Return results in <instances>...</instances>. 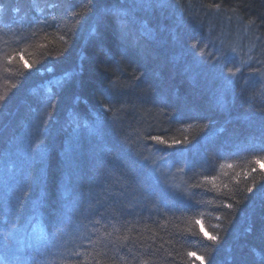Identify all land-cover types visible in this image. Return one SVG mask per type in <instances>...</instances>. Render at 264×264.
Wrapping results in <instances>:
<instances>
[{"label": "trees", "instance_id": "obj_1", "mask_svg": "<svg viewBox=\"0 0 264 264\" xmlns=\"http://www.w3.org/2000/svg\"><path fill=\"white\" fill-rule=\"evenodd\" d=\"M197 257L264 264V0H0V264Z\"/></svg>", "mask_w": 264, "mask_h": 264}, {"label": "snow or ice", "instance_id": "obj_2", "mask_svg": "<svg viewBox=\"0 0 264 264\" xmlns=\"http://www.w3.org/2000/svg\"><path fill=\"white\" fill-rule=\"evenodd\" d=\"M26 67H28V65L26 64ZM153 139L154 140H160V137H153ZM252 188H249L248 189V191L249 192H252ZM197 223H199V221L197 222ZM205 234V236L208 238V239H210V240H212V241H216L217 240V237L216 236H214V235H209L208 233H204ZM189 255L190 256H193V255H195V253H189ZM197 259H200L201 260V264H204V262H203V258H201V257H197Z\"/></svg>", "mask_w": 264, "mask_h": 264}]
</instances>
